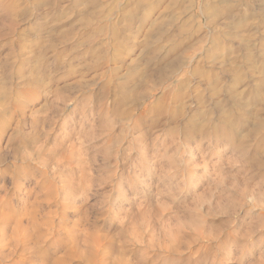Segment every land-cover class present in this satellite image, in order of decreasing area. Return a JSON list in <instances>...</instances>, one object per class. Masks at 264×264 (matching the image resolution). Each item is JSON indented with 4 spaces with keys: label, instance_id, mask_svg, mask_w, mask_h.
I'll return each mask as SVG.
<instances>
[{
    "label": "rangeland",
    "instance_id": "374dc122",
    "mask_svg": "<svg viewBox=\"0 0 264 264\" xmlns=\"http://www.w3.org/2000/svg\"><path fill=\"white\" fill-rule=\"evenodd\" d=\"M96 1L0 0V264H264V0Z\"/></svg>",
    "mask_w": 264,
    "mask_h": 264
},
{
    "label": "bare ground",
    "instance_id": "6f19581e",
    "mask_svg": "<svg viewBox=\"0 0 264 264\" xmlns=\"http://www.w3.org/2000/svg\"><path fill=\"white\" fill-rule=\"evenodd\" d=\"M87 1H88V3L91 2V0H87ZM95 1H96V0H92V3H94ZM96 2H97V1H96ZM96 2H95V3H96ZM85 3H86V2H85ZM135 7H136V6H135ZM208 85H209V84H208ZM223 113H224V111H223ZM224 115H225V114H224ZM229 121H230V120H229ZM236 121H237V120H236ZM237 122H240V121H237ZM228 123H229V122H228ZM230 123H231V122H230ZM231 124H232V123H231ZM235 124H236V123H235ZM240 124H241V122H240Z\"/></svg>",
    "mask_w": 264,
    "mask_h": 264
}]
</instances>
